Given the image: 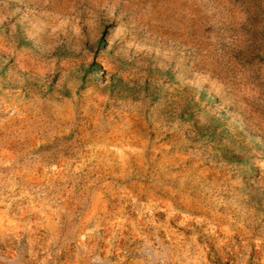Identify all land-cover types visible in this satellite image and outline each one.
Instances as JSON below:
<instances>
[{
    "label": "rangeland",
    "instance_id": "1",
    "mask_svg": "<svg viewBox=\"0 0 264 264\" xmlns=\"http://www.w3.org/2000/svg\"><path fill=\"white\" fill-rule=\"evenodd\" d=\"M0 264H264V0H0Z\"/></svg>",
    "mask_w": 264,
    "mask_h": 264
}]
</instances>
